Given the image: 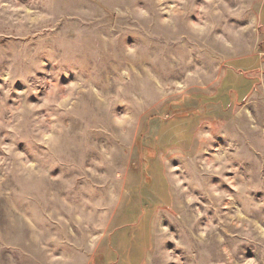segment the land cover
Wrapping results in <instances>:
<instances>
[{
	"label": "rangeland",
	"instance_id": "rangeland-1",
	"mask_svg": "<svg viewBox=\"0 0 264 264\" xmlns=\"http://www.w3.org/2000/svg\"><path fill=\"white\" fill-rule=\"evenodd\" d=\"M0 264H264V0H0Z\"/></svg>",
	"mask_w": 264,
	"mask_h": 264
},
{
	"label": "crops",
	"instance_id": "crops-1",
	"mask_svg": "<svg viewBox=\"0 0 264 264\" xmlns=\"http://www.w3.org/2000/svg\"><path fill=\"white\" fill-rule=\"evenodd\" d=\"M150 233H152V226L150 225ZM117 234H115L114 236H116ZM151 239H152V236L150 235Z\"/></svg>",
	"mask_w": 264,
	"mask_h": 264
}]
</instances>
